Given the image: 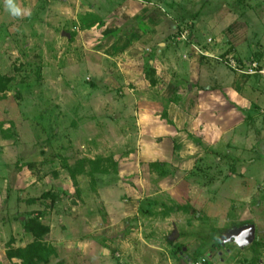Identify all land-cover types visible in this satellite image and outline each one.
<instances>
[{"label": "rangeland", "instance_id": "374dc122", "mask_svg": "<svg viewBox=\"0 0 264 264\" xmlns=\"http://www.w3.org/2000/svg\"><path fill=\"white\" fill-rule=\"evenodd\" d=\"M17 3L31 14L0 0V264L28 218L49 264H264V78L227 65L264 66V0ZM97 158L114 168L70 177ZM246 223L249 247L217 242Z\"/></svg>", "mask_w": 264, "mask_h": 264}, {"label": "trees", "instance_id": "16d2710c", "mask_svg": "<svg viewBox=\"0 0 264 264\" xmlns=\"http://www.w3.org/2000/svg\"><path fill=\"white\" fill-rule=\"evenodd\" d=\"M256 76V75H255ZM9 78L4 75H0V93H4L7 89V83ZM152 84L154 80H151ZM90 169H84V165L80 164L78 167L67 166L70 177L76 179L77 172L91 174L92 171L107 172L108 167H113L115 164L110 158H100L90 161ZM78 169V170H76ZM23 227L25 232H28L33 237V240L23 247H17L15 249H9L7 251V257L9 259H17L18 263L13 264H49V255L54 251L50 244L45 242V237L49 232V227L46 224L41 223L35 218H28L23 220Z\"/></svg>", "mask_w": 264, "mask_h": 264}, {"label": "water", "instance_id": "95a60500", "mask_svg": "<svg viewBox=\"0 0 264 264\" xmlns=\"http://www.w3.org/2000/svg\"><path fill=\"white\" fill-rule=\"evenodd\" d=\"M178 236L179 234L175 230L170 238L174 240L178 238ZM224 236V242L225 240L232 241L238 247L243 248L252 243L255 239V225L253 223H246L241 226L232 227L224 233ZM181 264H188V262L181 260Z\"/></svg>", "mask_w": 264, "mask_h": 264}, {"label": "built area", "instance_id": "2783aa9c", "mask_svg": "<svg viewBox=\"0 0 264 264\" xmlns=\"http://www.w3.org/2000/svg\"><path fill=\"white\" fill-rule=\"evenodd\" d=\"M209 41H211V40L209 39ZM227 65L233 71H236L238 73H247L249 75H253V76L256 75V76H261L264 78V66H261L256 61L250 63L246 70H244V68H242V66H241V63H239V61L237 59H234V58H230L227 62ZM263 112H264V110H263ZM196 264H200V261H198Z\"/></svg>", "mask_w": 264, "mask_h": 264}, {"label": "flooded vegetation", "instance_id": "af4514ba", "mask_svg": "<svg viewBox=\"0 0 264 264\" xmlns=\"http://www.w3.org/2000/svg\"><path fill=\"white\" fill-rule=\"evenodd\" d=\"M232 227H236V226H232ZM232 227H231V228H232ZM229 229H230V228H229ZM229 229H227L226 232H227ZM224 233H225V232H224ZM224 233H222L220 236L217 237V242H219V243L222 244V245H224L225 243H233L234 245H236V244H235L234 242H232V241H226V240H225V242H224V239H225ZM255 240H256V239H254L252 243H250L249 245H247V247H249L251 244H253V243L255 242ZM236 246H237V245H236ZM237 247H238V246H237ZM245 247H246V246H245ZM239 248H240V247H239ZM193 249H194V247H193ZM193 249H189L190 252L187 251L189 255H192V253H193ZM205 254H206V255L203 257V259H202V260L200 259V260H201V261H200V264H210V262H209V257H208V255H210V252H209V253H205ZM217 254L220 255L221 252L218 251ZM182 255H183V257L180 259V263H181V260H184L183 258L186 257L187 254H182ZM219 255H217V257H218ZM217 257H216V255H215L213 259L215 260ZM186 258H187V257H186ZM186 260H187L188 264H196V261L194 260V257H192V256H191V257L188 256V258H187Z\"/></svg>", "mask_w": 264, "mask_h": 264}, {"label": "clouds", "instance_id": "9594fccd", "mask_svg": "<svg viewBox=\"0 0 264 264\" xmlns=\"http://www.w3.org/2000/svg\"><path fill=\"white\" fill-rule=\"evenodd\" d=\"M5 6L9 13L14 17H22L31 14L29 10L21 8L18 5L17 0H5Z\"/></svg>", "mask_w": 264, "mask_h": 264}]
</instances>
